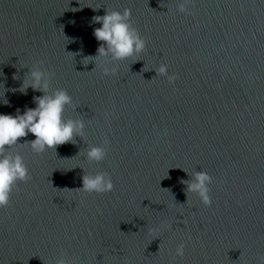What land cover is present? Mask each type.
Masks as SVG:
<instances>
[{
	"label": "water",
	"instance_id": "obj_1",
	"mask_svg": "<svg viewBox=\"0 0 264 264\" xmlns=\"http://www.w3.org/2000/svg\"><path fill=\"white\" fill-rule=\"evenodd\" d=\"M125 8L146 48L104 76L89 57L101 27L92 18ZM187 8L0 0V98L9 101L0 113L35 107L43 93L12 90L28 72L20 67L42 66L50 91L65 89L77 106L65 118L85 121L75 143L37 154L24 143L29 134L9 149L29 179L0 207V264H264V0H188ZM160 64L177 75L173 84L156 76ZM90 145L105 147L106 158L88 161ZM195 171L212 177L210 205L193 193L187 201L181 181ZM96 172L109 174L111 192L80 190L84 173Z\"/></svg>",
	"mask_w": 264,
	"mask_h": 264
},
{
	"label": "clouds",
	"instance_id": "obj_2",
	"mask_svg": "<svg viewBox=\"0 0 264 264\" xmlns=\"http://www.w3.org/2000/svg\"><path fill=\"white\" fill-rule=\"evenodd\" d=\"M187 3L188 0H177V10L188 13ZM96 9L99 8H93L94 11ZM92 23H98L101 27L93 29L92 35L99 42V46L96 55L89 57L101 61L104 76L116 74V62L133 57L137 58L135 62L142 60L139 57L146 48V40L133 26L130 9L125 8L123 12L106 9L103 16H94ZM109 62L112 63V67L106 66ZM25 67L28 68V72L25 73L19 89L12 91H19L26 95L31 88L33 92H41L43 95L33 97L35 107H25L23 111L17 108L15 114L0 113V207L8 205L13 187L18 181L24 182L29 179L24 158L18 153L12 154L9 151L13 146L20 144L18 143L20 138L27 137L29 134L34 136L35 139L24 143L28 144L34 153L39 154L48 149H56L59 145L75 143L74 137L82 138L85 135L83 119L65 118L66 107L70 106L74 111L77 108L69 93L63 88L50 91L52 73L42 70V66L20 68ZM153 70L156 76L165 77L169 84H173L177 79L175 73H168L167 64H160ZM141 71L146 72L145 66ZM13 79H19V76L14 75ZM4 95L5 93L0 98V103L8 105L9 101L4 98ZM106 155L105 147L102 146L90 145L84 149V156L88 161L100 162L106 158ZM181 183L187 185L185 189L187 201L188 194L193 193L198 196L202 204L206 206L211 204L209 185L212 183V177L207 172L195 171L191 180H182ZM113 188L112 179L106 172L84 173L82 176L80 190L84 192L104 194L111 192ZM184 254L185 245L181 243L175 249V256L183 257ZM57 264H65V261L61 258Z\"/></svg>",
	"mask_w": 264,
	"mask_h": 264
}]
</instances>
